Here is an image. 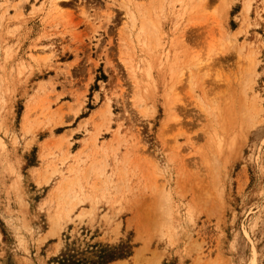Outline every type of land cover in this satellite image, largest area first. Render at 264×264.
I'll return each instance as SVG.
<instances>
[{
  "label": "rangeland",
  "instance_id": "obj_1",
  "mask_svg": "<svg viewBox=\"0 0 264 264\" xmlns=\"http://www.w3.org/2000/svg\"><path fill=\"white\" fill-rule=\"evenodd\" d=\"M67 255L264 264V0H0V264Z\"/></svg>",
  "mask_w": 264,
  "mask_h": 264
},
{
  "label": "trees",
  "instance_id": "obj_2",
  "mask_svg": "<svg viewBox=\"0 0 264 264\" xmlns=\"http://www.w3.org/2000/svg\"><path fill=\"white\" fill-rule=\"evenodd\" d=\"M71 259H73V257L71 255H67L61 259L60 263L61 264H71ZM72 264H73V261H72Z\"/></svg>",
  "mask_w": 264,
  "mask_h": 264
},
{
  "label": "bare ground",
  "instance_id": "obj_3",
  "mask_svg": "<svg viewBox=\"0 0 264 264\" xmlns=\"http://www.w3.org/2000/svg\"><path fill=\"white\" fill-rule=\"evenodd\" d=\"M134 15V14H133ZM134 17V16H133ZM144 21H146V26H147V28H149V26L147 25V20H144ZM132 25V24H131ZM139 35V34H138ZM139 37V36H138Z\"/></svg>",
  "mask_w": 264,
  "mask_h": 264
}]
</instances>
